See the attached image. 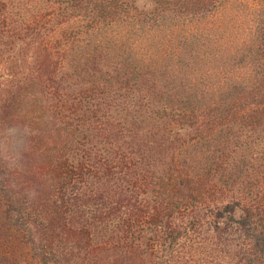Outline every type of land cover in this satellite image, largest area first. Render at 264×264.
<instances>
[{
	"label": "trees",
	"instance_id": "1",
	"mask_svg": "<svg viewBox=\"0 0 264 264\" xmlns=\"http://www.w3.org/2000/svg\"><path fill=\"white\" fill-rule=\"evenodd\" d=\"M9 131L0 264H264V0H0Z\"/></svg>",
	"mask_w": 264,
	"mask_h": 264
},
{
	"label": "rangeland",
	"instance_id": "2",
	"mask_svg": "<svg viewBox=\"0 0 264 264\" xmlns=\"http://www.w3.org/2000/svg\"><path fill=\"white\" fill-rule=\"evenodd\" d=\"M189 27H183L182 28V33L185 35V33H190ZM183 36V35H182ZM149 41H144L139 47L141 49L144 48L145 44ZM157 41L155 42V49L163 50L162 47H167L170 52L172 53L173 50L176 49V45L173 42V39H162L161 37L156 39ZM154 51V50H153ZM0 144L4 147L5 151L7 153L15 154L17 153L24 145V133L19 132V131H9V132H2L0 133Z\"/></svg>",
	"mask_w": 264,
	"mask_h": 264
}]
</instances>
